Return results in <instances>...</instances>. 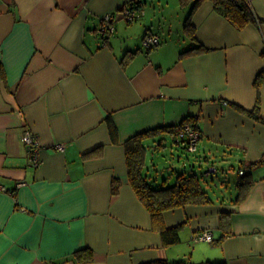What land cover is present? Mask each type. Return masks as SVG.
Segmentation results:
<instances>
[{
    "label": "crops",
    "instance_id": "1",
    "mask_svg": "<svg viewBox=\"0 0 264 264\" xmlns=\"http://www.w3.org/2000/svg\"><path fill=\"white\" fill-rule=\"evenodd\" d=\"M249 2L262 22L243 28L200 2L191 38V4L180 0H0V264H264V121L250 114L258 105L264 120V82L255 86L264 0ZM130 4L142 10L133 21L122 14ZM107 13L115 31L103 37ZM146 34L159 44L146 49ZM197 45L205 50L180 55ZM187 117L201 134L205 174L221 173L220 187L234 192L209 185L211 203L163 211L166 227L179 226V241L164 245L129 183L125 141ZM26 129L39 139L37 167ZM156 138L145 145L160 149ZM240 169L251 183L237 201ZM203 231L211 241L197 238ZM85 247L93 259L79 262Z\"/></svg>",
    "mask_w": 264,
    "mask_h": 264
},
{
    "label": "trees",
    "instance_id": "2",
    "mask_svg": "<svg viewBox=\"0 0 264 264\" xmlns=\"http://www.w3.org/2000/svg\"><path fill=\"white\" fill-rule=\"evenodd\" d=\"M202 1L204 0H180L182 5L191 4V9L184 25L191 38L194 37V34L193 29L189 26V19ZM210 1L213 3L214 9L224 16L234 27L243 28L252 22H262L253 14L254 12L249 0ZM203 50L205 49L201 45H197L181 52L180 55L197 53ZM263 82L264 69L258 73L255 86H260ZM257 110L258 105L250 111V114L256 120L263 122L264 120ZM194 121L192 117H187L176 125L160 126L135 133L125 141L126 168L129 183L140 202L150 213L153 226L160 232L164 245H171L179 241V226L166 227L162 220L163 211L187 204L211 203L212 198L202 182L204 173H197L193 166H190L189 169L182 168L183 170H177L175 167H172L171 171L165 176L162 172L158 173L159 176L158 174L155 177L150 176L146 171L147 146L145 145V141L149 138L158 137L156 148H159L162 146V140L166 136H170L172 142L177 144V148L183 151H190L185 143L186 141L178 138V130L185 122H191L196 127ZM107 124L111 138L116 140L117 129L109 117L107 118ZM159 177H162V184L156 183ZM250 183L249 173L240 174L237 183H235L239 189L237 196H235L237 201L243 198V195H245L243 189L247 190ZM117 186L118 181L114 180L112 191H116ZM226 220L227 214H222L220 221L225 228L227 227ZM75 257L79 262L91 261L93 259V250L87 247L79 249L75 252ZM141 264L171 263L165 259H154Z\"/></svg>",
    "mask_w": 264,
    "mask_h": 264
},
{
    "label": "rangeland",
    "instance_id": "3",
    "mask_svg": "<svg viewBox=\"0 0 264 264\" xmlns=\"http://www.w3.org/2000/svg\"><path fill=\"white\" fill-rule=\"evenodd\" d=\"M158 138H156L157 141ZM162 147L160 149L153 150L151 146L147 147L146 151V171L148 174L153 177L157 176L158 173L162 172V174L165 176L167 175L172 167L174 166L177 170H183L184 168L189 169L190 165H192L197 173H204L202 182L204 186L210 187L212 186L211 193L215 194V191L217 189H220V177L221 173H208L205 174L208 166L207 163L203 160V157L199 159L198 155L202 156L203 152L200 150V147L197 148L195 151H183L180 148L172 146V140L170 137H166L162 141ZM197 159V160H196ZM193 161L195 164H193ZM186 163L185 167L182 168L177 167L178 163ZM190 162V163H189ZM235 167L237 164H233ZM235 170H230L229 178L232 181H235L237 178V173L234 172ZM161 174V175H162ZM159 176V174H158ZM151 178V177H150ZM162 177H159L156 183L162 184L161 181ZM210 185V186H209ZM208 189V188H207ZM215 190V191H214ZM221 190L224 192V194L227 195V197L234 192L233 186H229L228 188L222 187ZM217 192V191H216ZM218 193V192H217ZM216 195V194H215Z\"/></svg>",
    "mask_w": 264,
    "mask_h": 264
},
{
    "label": "built area",
    "instance_id": "4",
    "mask_svg": "<svg viewBox=\"0 0 264 264\" xmlns=\"http://www.w3.org/2000/svg\"><path fill=\"white\" fill-rule=\"evenodd\" d=\"M141 13L142 10L132 4L125 5L122 8V14L127 21H133L138 19ZM113 20V13H107L103 15L101 23L97 29L98 34L105 37L113 33L115 31ZM159 42V37L155 34H146L142 39V44L146 49H152L156 47ZM200 136V131L191 122H185L178 130V138L186 141L185 143L187 144L188 149L190 151L196 150V145L198 140L200 139ZM21 138L29 153L33 166L37 167L41 163L39 156L40 143L37 135L33 131L26 129L24 130ZM55 148L58 150H62L64 146L62 144H56ZM210 171L215 170L214 168H211ZM242 171L243 170L240 169L238 171L239 174H242ZM197 238L201 240L211 241L212 233L210 231H203L202 233L197 235Z\"/></svg>",
    "mask_w": 264,
    "mask_h": 264
}]
</instances>
